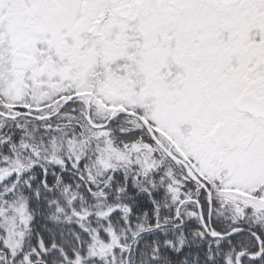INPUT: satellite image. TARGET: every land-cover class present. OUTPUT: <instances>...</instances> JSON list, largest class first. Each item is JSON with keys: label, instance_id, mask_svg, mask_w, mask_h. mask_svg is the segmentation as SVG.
<instances>
[{"label": "snow or ice", "instance_id": "obj_1", "mask_svg": "<svg viewBox=\"0 0 264 264\" xmlns=\"http://www.w3.org/2000/svg\"><path fill=\"white\" fill-rule=\"evenodd\" d=\"M0 264H264V0H0Z\"/></svg>", "mask_w": 264, "mask_h": 264}]
</instances>
